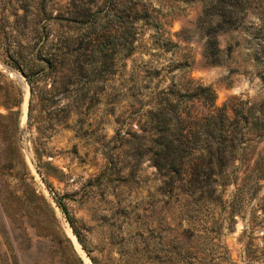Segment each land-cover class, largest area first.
<instances>
[{"label": "rangeland", "instance_id": "obj_1", "mask_svg": "<svg viewBox=\"0 0 264 264\" xmlns=\"http://www.w3.org/2000/svg\"><path fill=\"white\" fill-rule=\"evenodd\" d=\"M205 3L0 0V264H189L160 176L131 132L190 80L211 86L219 107L264 100V0H249L220 26L203 14ZM207 33L218 50L204 54ZM75 56L105 74L82 93L61 68ZM25 72L37 76L32 93ZM251 183L233 221L232 183L226 203L205 212L221 218V242L236 264H244L241 233L264 207V178ZM247 236L264 248V222Z\"/></svg>", "mask_w": 264, "mask_h": 264}, {"label": "trees", "instance_id": "obj_2", "mask_svg": "<svg viewBox=\"0 0 264 264\" xmlns=\"http://www.w3.org/2000/svg\"><path fill=\"white\" fill-rule=\"evenodd\" d=\"M248 1L206 0L203 14L210 16L211 24L220 26L224 19L243 14ZM104 34L101 29L91 38V48H86L89 53H94L99 36ZM206 36L204 54L207 50L214 53L218 50L215 34ZM63 65L75 77V83L80 84L77 90L81 93L95 77H105L100 70L89 68V63L79 56L73 62L62 60L61 68ZM25 76L32 93L37 76L28 72ZM78 95L79 92L75 97L78 100L84 97V93L81 97ZM162 97L143 120H137L139 131L131 132V136L137 138L139 148L160 176L158 193L165 197L164 203L172 210L177 251L186 252L189 264H236L221 242V218L210 219L206 213H213L226 203L224 187L232 183L236 189L227 205L226 219L233 221L244 185L252 182L257 187L264 178V164L260 163L264 160L261 155L264 146L257 152L253 148L264 139V100L260 101L259 108L247 106L246 100L235 104L225 102L219 107L211 86L194 80H190L174 101L165 94ZM182 103L187 104L186 109L181 107ZM236 160L239 165L235 164ZM260 211L262 216L251 215V227L243 229L239 238L244 264H264V248L244 242L247 233L264 222L263 206ZM257 218L260 219L257 221Z\"/></svg>", "mask_w": 264, "mask_h": 264}]
</instances>
